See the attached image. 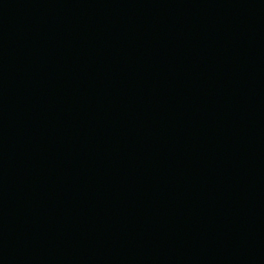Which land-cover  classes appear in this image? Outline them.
Listing matches in <instances>:
<instances>
[{
  "label": "water",
  "instance_id": "95a60500",
  "mask_svg": "<svg viewBox=\"0 0 264 264\" xmlns=\"http://www.w3.org/2000/svg\"><path fill=\"white\" fill-rule=\"evenodd\" d=\"M0 264H264V0H0Z\"/></svg>",
  "mask_w": 264,
  "mask_h": 264
}]
</instances>
